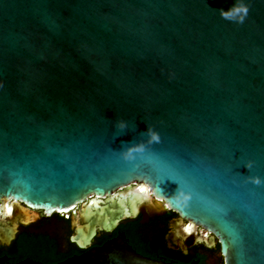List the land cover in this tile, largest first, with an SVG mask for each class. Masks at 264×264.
<instances>
[{"label":"water","instance_id":"1","mask_svg":"<svg viewBox=\"0 0 264 264\" xmlns=\"http://www.w3.org/2000/svg\"><path fill=\"white\" fill-rule=\"evenodd\" d=\"M243 2L236 23L237 0H0V245L68 210L86 251L50 264H169L90 247L149 200L264 264V0Z\"/></svg>","mask_w":264,"mask_h":264},{"label":"flooded vegetation","instance_id":"2","mask_svg":"<svg viewBox=\"0 0 264 264\" xmlns=\"http://www.w3.org/2000/svg\"><path fill=\"white\" fill-rule=\"evenodd\" d=\"M8 203H11V201ZM168 212L170 211L164 210L161 213H156L150 212L144 207L141 209V212L137 216L139 219L136 225L138 245L137 248L132 247L137 253L169 264H224L217 240L212 246H208L205 242L195 241L197 237L209 238L211 236L210 232L198 225L193 227L194 230L191 234L185 231L186 224H183V227L176 228L171 224V220L176 217V214L173 217H168ZM39 213L40 216L36 222L20 225L16 237L19 234L32 238L46 236L57 245L58 250L67 251L69 247L65 239L67 227L65 233L62 235L55 228V225L61 222L66 225L61 219L62 217L59 214L46 216L42 211H39ZM68 216L70 215L67 214ZM68 225L71 229L70 220ZM206 232L208 236L205 235ZM70 234L68 237H70ZM13 241L8 246L0 245V260L6 263L10 262V255L14 251ZM62 241L65 244L64 247H62ZM95 242L94 239L90 247L100 246L95 244ZM84 251L86 250H80L78 254Z\"/></svg>","mask_w":264,"mask_h":264},{"label":"trees","instance_id":"3","mask_svg":"<svg viewBox=\"0 0 264 264\" xmlns=\"http://www.w3.org/2000/svg\"><path fill=\"white\" fill-rule=\"evenodd\" d=\"M174 215L175 213L172 211L167 213L168 217H173ZM61 219L66 223L65 227H67V235L65 237L69 245L67 251L63 252L58 250L57 245L46 236L32 238L19 234L13 241L14 251L10 255V262L14 263L23 259H32L45 264H50L60 262L70 256L78 254L82 249H79L74 243L70 242L68 237L71 233V229L68 225L69 220L63 217ZM138 219L139 217L124 220L110 233L101 232L100 236L95 238V244L101 245L109 238H113L114 236L123 233L126 241L133 248H137L138 235L136 233V225Z\"/></svg>","mask_w":264,"mask_h":264},{"label":"clouds","instance_id":"4","mask_svg":"<svg viewBox=\"0 0 264 264\" xmlns=\"http://www.w3.org/2000/svg\"><path fill=\"white\" fill-rule=\"evenodd\" d=\"M248 14V8L244 4L243 0H237V3L233 6L232 9L222 12L223 18L234 21L236 23H243L244 19L247 17ZM118 127L125 128L126 124L123 121L118 122ZM152 139H156V136L154 133H150ZM139 146L138 145H129L126 149V152L131 153L133 151H138ZM258 182V181H257Z\"/></svg>","mask_w":264,"mask_h":264},{"label":"bare ground","instance_id":"5","mask_svg":"<svg viewBox=\"0 0 264 264\" xmlns=\"http://www.w3.org/2000/svg\"><path fill=\"white\" fill-rule=\"evenodd\" d=\"M134 188H135L134 186H130L128 189L126 187V188L122 189L121 192L127 193V192L133 190ZM141 188H143V187L142 186L138 187V189H141ZM142 205L145 206L146 208H150V207L153 208L154 207V205L149 200H146V202H144ZM165 208H167V207H165ZM10 212H11L10 203L7 202L5 204V211L1 215L5 217L6 215H10ZM34 212L39 215V213L37 211H34ZM64 212H69V211L64 210ZM182 225L183 224H181V227H183ZM193 230L194 229L190 228L189 225H185V231L188 232L189 234H191ZM205 235L208 236L207 232L205 233Z\"/></svg>","mask_w":264,"mask_h":264},{"label":"rangeland","instance_id":"6","mask_svg":"<svg viewBox=\"0 0 264 264\" xmlns=\"http://www.w3.org/2000/svg\"><path fill=\"white\" fill-rule=\"evenodd\" d=\"M129 187H127V189H128ZM67 214L68 215H70L71 214V212H66V213H59V215L61 216V217H64V218H69V216L67 217ZM37 221V220H36ZM35 221V222H36ZM55 228L57 229V230H59L60 231V233H61V235L62 234H64L65 233V229H66V227H65V224L64 223H59V224H57V225H55ZM65 246V244H64V242L62 241V247H64Z\"/></svg>","mask_w":264,"mask_h":264},{"label":"snow or ice","instance_id":"7","mask_svg":"<svg viewBox=\"0 0 264 264\" xmlns=\"http://www.w3.org/2000/svg\"><path fill=\"white\" fill-rule=\"evenodd\" d=\"M140 191H142V192H143V191H145V189H144V188H141V189H140Z\"/></svg>","mask_w":264,"mask_h":264}]
</instances>
